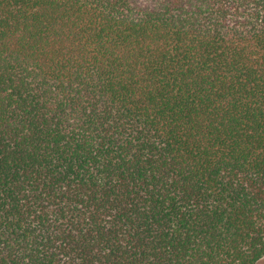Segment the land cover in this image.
<instances>
[{"label": "trees", "instance_id": "1", "mask_svg": "<svg viewBox=\"0 0 264 264\" xmlns=\"http://www.w3.org/2000/svg\"><path fill=\"white\" fill-rule=\"evenodd\" d=\"M264 258V0H0V264Z\"/></svg>", "mask_w": 264, "mask_h": 264}, {"label": "rangeland", "instance_id": "2", "mask_svg": "<svg viewBox=\"0 0 264 264\" xmlns=\"http://www.w3.org/2000/svg\"><path fill=\"white\" fill-rule=\"evenodd\" d=\"M256 264H264V258L259 259Z\"/></svg>", "mask_w": 264, "mask_h": 264}]
</instances>
